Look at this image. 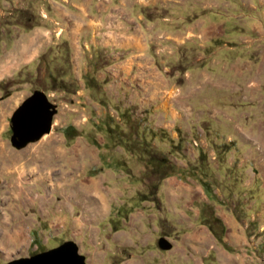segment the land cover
Listing matches in <instances>:
<instances>
[{"label":"rangeland","instance_id":"rangeland-1","mask_svg":"<svg viewBox=\"0 0 264 264\" xmlns=\"http://www.w3.org/2000/svg\"><path fill=\"white\" fill-rule=\"evenodd\" d=\"M143 15L152 69L67 54L0 82V264L65 241L86 264H264V0ZM35 91L51 130L16 148L10 118Z\"/></svg>","mask_w":264,"mask_h":264},{"label":"crops","instance_id":"crops-1","mask_svg":"<svg viewBox=\"0 0 264 264\" xmlns=\"http://www.w3.org/2000/svg\"><path fill=\"white\" fill-rule=\"evenodd\" d=\"M157 1L0 0V82L44 56L50 63H60L67 54L71 64L75 58H88L92 66L103 60L130 71L133 67L143 71L144 65L152 69L155 59L144 31L156 27L144 21L143 12ZM89 74L85 79L94 82ZM145 87L155 90L153 84Z\"/></svg>","mask_w":264,"mask_h":264},{"label":"water","instance_id":"water-1","mask_svg":"<svg viewBox=\"0 0 264 264\" xmlns=\"http://www.w3.org/2000/svg\"><path fill=\"white\" fill-rule=\"evenodd\" d=\"M54 114L55 110L46 95L40 91L33 92L23 100L10 118L12 145L22 148L49 133ZM159 247L167 250L171 245L161 240ZM7 264H86V261L74 241H65L53 249L14 259Z\"/></svg>","mask_w":264,"mask_h":264},{"label":"bare ground","instance_id":"bare-ground-1","mask_svg":"<svg viewBox=\"0 0 264 264\" xmlns=\"http://www.w3.org/2000/svg\"><path fill=\"white\" fill-rule=\"evenodd\" d=\"M18 161H19V159L18 160H13V165H11V171H13V173H18L19 175H20V179H23L24 178V175L26 174V171L25 170H23V169H21V167H20V165H18L19 163H18ZM12 173V172H11ZM17 174V175H18ZM28 174V173H27ZM32 174V176L34 175V174H38V177L40 178L41 177V172H35V171H32L31 173H30V175ZM43 174V173H42ZM53 182H54V185H56V180H55V178H54V180H53Z\"/></svg>","mask_w":264,"mask_h":264},{"label":"trees","instance_id":"trees-1","mask_svg":"<svg viewBox=\"0 0 264 264\" xmlns=\"http://www.w3.org/2000/svg\"><path fill=\"white\" fill-rule=\"evenodd\" d=\"M62 134L67 138H73V137L77 136V131L73 126L68 125V126L62 128ZM164 159H165L164 156L161 155L156 160H159V162H160V161H164ZM36 244L37 243H35V245ZM34 254H36V253H34Z\"/></svg>","mask_w":264,"mask_h":264}]
</instances>
